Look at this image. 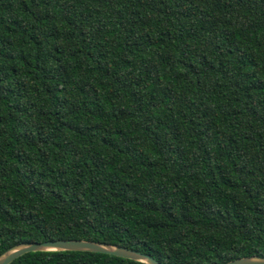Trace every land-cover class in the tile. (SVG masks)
<instances>
[{
  "label": "trees",
  "instance_id": "trees-1",
  "mask_svg": "<svg viewBox=\"0 0 264 264\" xmlns=\"http://www.w3.org/2000/svg\"><path fill=\"white\" fill-rule=\"evenodd\" d=\"M69 239L264 257V0H0V256Z\"/></svg>",
  "mask_w": 264,
  "mask_h": 264
},
{
  "label": "water",
  "instance_id": "water-1",
  "mask_svg": "<svg viewBox=\"0 0 264 264\" xmlns=\"http://www.w3.org/2000/svg\"><path fill=\"white\" fill-rule=\"evenodd\" d=\"M80 251L113 255L146 264H161L149 254L126 247L90 240H55L44 243H21L0 256V264H11L17 258L30 252ZM226 264H264V257L254 255L230 261Z\"/></svg>",
  "mask_w": 264,
  "mask_h": 264
}]
</instances>
